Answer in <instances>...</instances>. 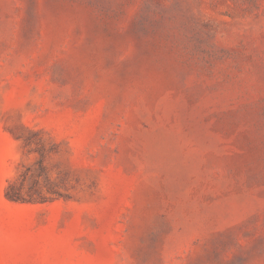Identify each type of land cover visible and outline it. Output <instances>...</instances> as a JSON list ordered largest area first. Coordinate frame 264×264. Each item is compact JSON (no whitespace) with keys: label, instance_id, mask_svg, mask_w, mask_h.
I'll return each mask as SVG.
<instances>
[{"label":"rangeland","instance_id":"1","mask_svg":"<svg viewBox=\"0 0 264 264\" xmlns=\"http://www.w3.org/2000/svg\"><path fill=\"white\" fill-rule=\"evenodd\" d=\"M0 264H264V0H0Z\"/></svg>","mask_w":264,"mask_h":264},{"label":"trees","instance_id":"2","mask_svg":"<svg viewBox=\"0 0 264 264\" xmlns=\"http://www.w3.org/2000/svg\"><path fill=\"white\" fill-rule=\"evenodd\" d=\"M5 195L8 199L10 200H20L18 194L11 190V184H8L6 189H5Z\"/></svg>","mask_w":264,"mask_h":264}]
</instances>
